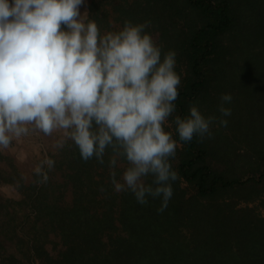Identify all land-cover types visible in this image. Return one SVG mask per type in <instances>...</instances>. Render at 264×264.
Wrapping results in <instances>:
<instances>
[{
	"label": "trees",
	"instance_id": "obj_1",
	"mask_svg": "<svg viewBox=\"0 0 264 264\" xmlns=\"http://www.w3.org/2000/svg\"><path fill=\"white\" fill-rule=\"evenodd\" d=\"M119 1L118 28L148 21L164 51H176L177 113L198 104L219 117L220 97L231 93L228 124L178 147L179 179L163 212L159 198L141 205L113 190L110 151L104 164L85 162L69 142L54 166L62 182L51 170L47 183L34 175L26 184L10 164L0 186L21 197L0 196V264H264V0ZM97 8L90 18L115 29L109 15L93 16Z\"/></svg>",
	"mask_w": 264,
	"mask_h": 264
},
{
	"label": "clouds",
	"instance_id": "obj_2",
	"mask_svg": "<svg viewBox=\"0 0 264 264\" xmlns=\"http://www.w3.org/2000/svg\"><path fill=\"white\" fill-rule=\"evenodd\" d=\"M86 0H0V153L33 132L70 141L85 162L107 165L113 190L145 205L159 198L163 212L179 179L173 168L181 143L226 127L231 93L220 116L192 104L177 113L181 75L177 53L164 51L150 22L125 20L104 30ZM127 166L121 172L120 160ZM55 166L45 156L33 169L45 184Z\"/></svg>",
	"mask_w": 264,
	"mask_h": 264
},
{
	"label": "rangeland",
	"instance_id": "obj_3",
	"mask_svg": "<svg viewBox=\"0 0 264 264\" xmlns=\"http://www.w3.org/2000/svg\"><path fill=\"white\" fill-rule=\"evenodd\" d=\"M119 4V0H86L85 5L81 7V12L83 13L84 11H88L90 15L89 8L92 5H97V11H94V13H92L93 16L95 15L98 18H102L105 15H109V23L111 22L113 24V27L115 29H118V26L116 25V23H114L113 13L115 7H117ZM215 128L218 129V126H216ZM225 133L229 132L225 131ZM58 135L59 133H56L53 136H45L42 133L33 132L28 137H24L20 141L14 142L13 146L10 149H7L4 152L0 153L3 157H7L10 159V161H4L0 159V171L10 172V164L16 167L18 166L23 171L22 173L26 175V184H30L33 181V169L40 160L45 158V156L56 157L54 159L55 163L60 162L59 156L62 149L56 150L54 148L55 139ZM241 153H244V151ZM126 166L127 164H120L121 169H124ZM52 177L54 182H62L61 173L56 168L52 169ZM0 196L16 200H19L21 197L16 187L9 185L0 186ZM69 200L70 197L68 196L67 201ZM262 215L264 217V211L262 212ZM51 240H53V242L57 241V239L53 236H51ZM6 247L8 250V254H17L15 246L6 244ZM48 249H52L51 244L48 245Z\"/></svg>",
	"mask_w": 264,
	"mask_h": 264
},
{
	"label": "crops",
	"instance_id": "obj_4",
	"mask_svg": "<svg viewBox=\"0 0 264 264\" xmlns=\"http://www.w3.org/2000/svg\"><path fill=\"white\" fill-rule=\"evenodd\" d=\"M15 167V169H16V171H17V173L21 176V178L23 179V180H25L26 181V175H24L22 172V170L17 166H14ZM20 171V172H19ZM21 173V174H20ZM26 183V182H25ZM9 186H11V185H9ZM15 187V186H14Z\"/></svg>",
	"mask_w": 264,
	"mask_h": 264
}]
</instances>
